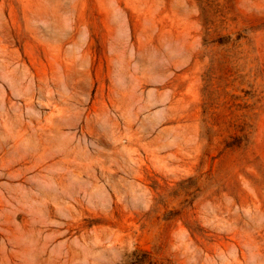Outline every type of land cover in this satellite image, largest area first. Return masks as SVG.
<instances>
[{
	"label": "rangeland",
	"instance_id": "374dc122",
	"mask_svg": "<svg viewBox=\"0 0 264 264\" xmlns=\"http://www.w3.org/2000/svg\"><path fill=\"white\" fill-rule=\"evenodd\" d=\"M0 264H264V0H0Z\"/></svg>",
	"mask_w": 264,
	"mask_h": 264
}]
</instances>
